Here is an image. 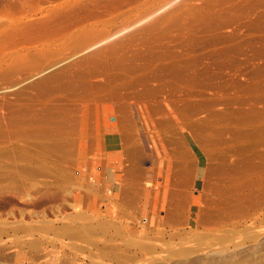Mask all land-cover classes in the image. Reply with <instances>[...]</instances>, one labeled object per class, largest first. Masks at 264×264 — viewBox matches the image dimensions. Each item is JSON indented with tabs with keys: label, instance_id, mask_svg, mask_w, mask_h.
I'll return each mask as SVG.
<instances>
[{
	"label": "rangeland",
	"instance_id": "374dc122",
	"mask_svg": "<svg viewBox=\"0 0 264 264\" xmlns=\"http://www.w3.org/2000/svg\"><path fill=\"white\" fill-rule=\"evenodd\" d=\"M0 264H264V0H0Z\"/></svg>",
	"mask_w": 264,
	"mask_h": 264
},
{
	"label": "bare ground",
	"instance_id": "6f19581e",
	"mask_svg": "<svg viewBox=\"0 0 264 264\" xmlns=\"http://www.w3.org/2000/svg\"><path fill=\"white\" fill-rule=\"evenodd\" d=\"M145 38V37H144ZM174 47V46H173ZM179 48V47H178ZM132 52V51H131ZM168 59V58H167ZM37 62V61H36ZM100 69V68H99ZM96 73V72H95ZM18 74V73H17ZM50 84V83H49ZM64 87V86H63ZM66 87V86H65ZM77 88V87H76ZM190 97V96H189ZM69 131V130H68ZM132 159V158H131ZM141 164V162H140ZM142 170V169H141ZM135 172V171H134ZM153 187V186H152ZM132 190V189H131ZM130 191V190H129ZM134 195V194H133ZM28 217V216H27ZM45 224V223H44ZM3 225V224H2Z\"/></svg>",
	"mask_w": 264,
	"mask_h": 264
},
{
	"label": "crops",
	"instance_id": "0c3cea01",
	"mask_svg": "<svg viewBox=\"0 0 264 264\" xmlns=\"http://www.w3.org/2000/svg\"><path fill=\"white\" fill-rule=\"evenodd\" d=\"M147 195H148V193H147V192H145L144 196L146 197Z\"/></svg>",
	"mask_w": 264,
	"mask_h": 264
}]
</instances>
